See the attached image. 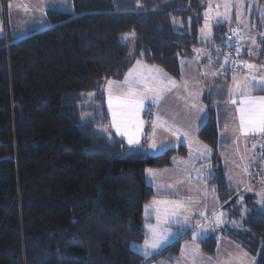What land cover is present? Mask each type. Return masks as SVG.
<instances>
[{
	"label": "trees",
	"instance_id": "obj_1",
	"mask_svg": "<svg viewBox=\"0 0 264 264\" xmlns=\"http://www.w3.org/2000/svg\"><path fill=\"white\" fill-rule=\"evenodd\" d=\"M258 3L264 8V0ZM66 4L65 9L46 8L39 18L32 15V22L41 20L46 27H29L25 34L0 8L5 23L0 35V264L173 261L189 232L150 255L131 245L146 239L144 207L158 194L146 180L147 169L171 166L188 149L179 144L149 153L150 121L140 139L143 147L101 131L108 122L103 85L107 79L121 80L135 61L179 78V58L202 45L198 29L204 5L200 0ZM249 20L260 31L256 61L264 65V13L252 12ZM130 31L135 32L131 52L119 39ZM211 36L222 57L233 43L238 62L246 55L233 24H214ZM234 69L227 64L205 90L207 116L197 138L213 149L208 183L236 223L197 242L201 251L214 255L221 235L255 257V264H264V203L229 185L216 151L218 127L228 116V72ZM238 193L245 205L233 209Z\"/></svg>",
	"mask_w": 264,
	"mask_h": 264
},
{
	"label": "crops",
	"instance_id": "obj_2",
	"mask_svg": "<svg viewBox=\"0 0 264 264\" xmlns=\"http://www.w3.org/2000/svg\"><path fill=\"white\" fill-rule=\"evenodd\" d=\"M193 52L197 54L195 50ZM194 53L186 57V59H190L195 55ZM247 56L246 52V55L240 60L244 61L246 67L249 65ZM240 61L236 69L228 72L229 82L227 96L224 101L228 116L227 122L218 127L219 141L216 151L225 165L226 178L229 185L236 191H240V194L241 192L254 194L259 203H264V134H249L245 136L238 131L239 113L237 109L240 106V92L237 89V83H242L245 77L252 76L250 68L243 69ZM139 62V66L137 65V61L131 66L133 68L143 67L144 70L154 69L151 65ZM220 75L215 76L218 77ZM204 77L202 75V81L198 85L173 86L168 84L169 90L163 91L160 94L157 103H152L153 119L148 136L152 140L158 141L155 142L157 145L165 143L168 147H175L182 144L188 149V154L184 157L176 158L171 166L153 169L155 170L154 177H150L147 171L145 174L146 180L158 193L152 197V202L153 200L176 201L183 205V207L179 208L172 204L157 206L161 209L167 208L170 212L175 210L180 218V223H176L174 220L170 223H165L163 217H161L158 228L160 234L167 235L168 233H172L168 243L163 244L162 247L179 239L184 232H189L191 238L181 242L179 254L172 263H169L167 260H161L160 262H149L148 264H215L214 260L217 257L218 245L222 242V236H220V239L219 236L217 238L214 255H207L202 252L197 240L214 232L218 227L226 223L231 225L236 223L229 216L227 210L224 209L214 187L208 183L211 175L209 157L213 153V149L201 143L197 138V132L207 116L203 95L213 81L206 78V82H210V84L208 87H205V82H203ZM170 78L177 81L184 79L185 76L181 73L177 79ZM247 83L253 89L251 95L256 97L264 96L259 84L249 81ZM104 91L106 97L108 92L105 89ZM149 100L147 102L151 104ZM232 100H237V103H231ZM161 101L167 106V116L162 118V121L158 120L155 122L154 113L158 115L159 110H161ZM168 103L171 104V107ZM159 125H163L162 129ZM156 133L158 138L154 139ZM185 133H187V136L184 135ZM206 149L210 151L204 155ZM197 152L201 154L200 157L197 156ZM250 174L254 176H250ZM169 185L172 187H168ZM240 194L238 193V195ZM243 200L242 195L235 198L232 206L233 209L234 207L242 206L244 204ZM152 202L149 201L151 204ZM208 211L210 213L213 212V214L220 213L217 222L213 224L209 223L211 219L210 213L201 219L197 218L199 214L203 216ZM146 218L148 219L146 223V231L148 230L147 237L142 243L136 244L137 248L135 249L142 254H144L145 241L148 237H150L148 240L150 242L153 239L149 226H156L158 224L156 213L152 209L148 210ZM202 231L204 233L202 236L197 235ZM222 243L226 246V251L221 250V252L227 255L228 253L238 255L240 253L238 249L243 250L242 247L228 238L226 242L223 241ZM157 250L148 249V255L155 253ZM209 257L215 258L214 260H210Z\"/></svg>",
	"mask_w": 264,
	"mask_h": 264
},
{
	"label": "rangeland",
	"instance_id": "obj_3",
	"mask_svg": "<svg viewBox=\"0 0 264 264\" xmlns=\"http://www.w3.org/2000/svg\"><path fill=\"white\" fill-rule=\"evenodd\" d=\"M200 1L204 5L203 10H202L203 20L198 29V40L202 43V45L193 49V50H197L198 54L194 53L195 55L192 56L190 59L188 58L186 59V57L179 58L181 68H182V73H183V76H185V78L175 81V85H185V86L186 85H198L201 83L202 75H203L205 76L204 81H203L205 82V85H206L205 87H208L210 82L207 83L206 78L213 80V78L216 77L215 75L222 74L226 70V66H227L226 59H225L226 53H224V56L222 57V54L220 53V46L213 45L211 41L212 27L216 23H224L227 25L233 24V26H235L237 30V33H239V36L241 37L240 45L247 52V55H248L247 56L248 64L254 65V67L250 69L252 71V76L248 77V81L254 82L252 80L253 76L256 77L257 81L260 78L264 77V65L256 61L257 56H258V53H257V50H258L257 39L258 38L257 37L260 31H258L257 29L255 30L254 26L250 24V20H249L252 12H258L259 14L264 13V8L261 9V6L259 5L258 0H200ZM226 2L232 5V7L228 10V19L224 20L223 18H221L220 21L218 22V18L216 14L217 12H220V13L225 12L224 4ZM217 5H219V8L216 7ZM48 7H55L57 9H65L67 7L66 0H7L6 3L2 2L0 4V8H2L4 12L7 13V15L9 16L10 23H13L12 20H16V19L18 20V26L22 28L21 31H19L20 34H25V30L29 27H33V28L46 27V25L43 24L41 20L37 19V21L32 22L30 18L32 15H35L37 18H39L44 13L45 9ZM259 9H261V12H259ZM206 20L208 21V25H209L207 28L205 27ZM4 21H5V17H4ZM3 24L0 19V35H2L5 31V27L3 26ZM201 29H203V32L201 31ZM134 38H135L134 31L126 32L119 36L120 41L128 45L130 52L132 49ZM240 63L243 69H249L248 66L247 67L245 66V63L243 60L240 61ZM152 68L162 70L161 68L157 66H152ZM130 69H133V67L132 66L129 67L123 79L121 80L107 79L104 81L103 88L108 92L107 96L105 97V105H106L107 113H108V122L106 125H104L100 129L101 131L105 133H114L117 136L123 138L127 145H128L127 138L117 134L116 129L112 127V119H113L112 111L109 109V105H108V96H109L108 81L114 82L112 85L113 89H115L116 85H123L125 81V77L127 76ZM145 72L147 73V70H145ZM162 73L166 74L163 70H162ZM160 78L164 79L165 83L167 84L168 82L167 74H166V77L161 75ZM120 91L122 92L127 91V87L126 86L121 87ZM150 96H151V93H149V97ZM147 101L148 100H145L143 108L138 113V119L140 121H143V124L141 125L140 132H139V138L140 136L145 135V130H144V127L146 126L145 124H147L149 121L152 123V119H153V110H152L153 105L152 103L150 104ZM168 104L171 107V104L170 103ZM167 112H168L167 106H165L164 102L161 101V110H159L158 115L154 113V118H156L155 122H157L158 120L162 121V118L167 116ZM159 126L162 129L163 125H159ZM105 128H107L108 131H104ZM147 137H148L147 151L149 153L155 154V153H159L163 151V150H160L159 148L157 149L151 148L150 145L153 142H158V141L152 140L149 136ZM157 138L158 136L156 133L154 139H157ZM251 147H252V144H251ZM151 199L152 198H150L149 201L152 202ZM149 204L151 203L147 202L145 206ZM208 213H210V211L205 213L203 216L202 214H199L197 218L201 219L202 217L208 215ZM147 214L148 212H146V208H145L144 215L146 216ZM219 214L220 213L213 214V212H211L209 214L211 216L209 223L213 224L214 222H217L220 216ZM147 234H148V230H147ZM220 236L221 235H219V239H220ZM149 238L150 237H148L147 240H149ZM221 238H222V242L223 241L226 242L227 240L226 237L222 236ZM222 242L218 245V252H217L216 259L214 260L215 257H209L210 260H214L215 264H255V257L251 256L250 254L243 251L242 249H238L240 252L238 255L231 254V253H228L227 255L224 252H221V250L226 251L225 250L226 246ZM131 248L135 250L137 248V245L132 244ZM176 258H174L173 261ZM173 261H170L169 263H172Z\"/></svg>",
	"mask_w": 264,
	"mask_h": 264
},
{
	"label": "snow or ice",
	"instance_id": "obj_4",
	"mask_svg": "<svg viewBox=\"0 0 264 264\" xmlns=\"http://www.w3.org/2000/svg\"><path fill=\"white\" fill-rule=\"evenodd\" d=\"M219 8V5L216 6ZM232 5L228 2L224 4L225 12H217L218 22L221 18L224 20L228 19V10ZM207 15V13H206ZM208 21H205V27L207 28ZM203 32V29H201ZM227 59V57L225 58ZM137 65H140V62L137 61ZM251 69L254 65H248ZM161 75L166 77V74L162 73V70L159 69H149L147 73L143 67L130 69L128 75L125 77L123 85H116L115 89L112 88L113 81H108L109 85V96H108V105L109 109L112 111V127L116 129L117 134L127 138V143L130 146H139L140 138L139 132L143 121L138 119V113L143 108L145 100L151 101V103H157L160 97V94L163 91L169 90L168 84L175 85V81L171 78H168L167 84L164 79H161ZM235 79V78H234ZM252 80L259 84L260 90H264V77L260 78L258 81L255 76L252 77ZM248 77L244 78V82L237 83V89L240 92L239 97V108L237 109L239 113V125L238 131L242 135L249 134H264V96H253L251 91L253 90L248 86ZM127 87V91H120L121 87ZM149 93L152 94L149 97ZM93 93H88L89 97H92ZM231 103L236 104L237 100H232ZM104 131H108L107 128ZM187 136V133L184 134ZM151 148L164 150L168 147L167 144L161 143L157 145L153 142L150 145ZM206 147V146H205ZM210 150L206 149L204 155ZM197 156L200 157L201 154L197 152ZM210 168V166H209ZM150 177H154L155 170L148 169ZM168 187H172L169 185ZM175 205L177 208L183 207L179 202L176 201H159L153 200L151 205H146V212L149 209H152L156 213V219L158 224L156 226H149L150 231L152 232L153 239L150 241L146 240L144 244V254L148 255V249L156 250L163 246V244L168 243L169 238L172 236V233L167 235H162L158 231L159 221L163 217L165 223H170L173 220L176 223H180V218L177 215L176 211H169L167 208L161 209L157 207L158 205ZM203 231L197 235H203Z\"/></svg>",
	"mask_w": 264,
	"mask_h": 264
},
{
	"label": "built area",
	"instance_id": "obj_5",
	"mask_svg": "<svg viewBox=\"0 0 264 264\" xmlns=\"http://www.w3.org/2000/svg\"><path fill=\"white\" fill-rule=\"evenodd\" d=\"M230 46V50L227 54V64L229 65V67L231 69H234L237 64H238V61H237V53H238V49L236 48V45L233 43Z\"/></svg>",
	"mask_w": 264,
	"mask_h": 264
}]
</instances>
